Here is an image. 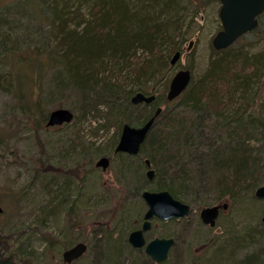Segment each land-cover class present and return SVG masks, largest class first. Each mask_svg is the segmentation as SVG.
<instances>
[{
  "label": "rangeland",
  "instance_id": "1",
  "mask_svg": "<svg viewBox=\"0 0 264 264\" xmlns=\"http://www.w3.org/2000/svg\"><path fill=\"white\" fill-rule=\"evenodd\" d=\"M128 1L135 7L139 0ZM12 3L19 0H0V11L4 6L12 10ZM70 5L71 11L79 6ZM177 6L175 18L182 23L177 45L182 52L154 86L159 100L166 96L164 85L168 86L177 70L189 69L195 78L202 75L220 26L218 0L206 1L199 9L187 1ZM3 18L0 33L8 35L0 36L5 45L0 51V262L62 264L61 253L81 241L86 251L73 264H154L142 249L127 243L128 234L140 226L146 211L140 197L143 189L133 191L141 182V170L145 177L146 169L137 156H112L123 124L120 115L105 106L82 114L75 95L59 86L58 69H45L40 85L45 94L35 82L14 92L12 64L21 65V56L33 55L31 47L39 37L32 22L20 16L6 18L8 22ZM250 45L251 53H264V40ZM111 69L109 75L118 77V69ZM260 90L262 101L264 87ZM124 104L120 100L119 105ZM61 108L73 114V122L39 126L43 113ZM252 144L264 153L263 140H252ZM101 157L109 159L105 171L95 167ZM242 197L241 201L225 198L214 203H227L228 208L221 211L213 228L199 219L204 206H191L187 218L153 220L145 239L174 238L164 264H264V199H255L254 194L251 198L248 192Z\"/></svg>",
  "mask_w": 264,
  "mask_h": 264
},
{
  "label": "trees",
  "instance_id": "2",
  "mask_svg": "<svg viewBox=\"0 0 264 264\" xmlns=\"http://www.w3.org/2000/svg\"><path fill=\"white\" fill-rule=\"evenodd\" d=\"M85 1L19 0L12 10L1 8L2 20L20 16L32 22L40 40L31 47L33 55L21 56V65L12 64L14 92L35 82L45 94L41 78L53 68L62 72L59 86L75 95L84 115L105 106L123 124L140 126L163 104L137 155L141 168L144 159L150 161L153 181L148 183L141 170L133 191H168L190 207L225 198L241 201L244 192L253 198L254 190L264 185V153L252 144L264 141V53L247 47L264 40V13L257 27L231 46L212 48L202 75L192 77L185 91L167 102L166 96L159 100L154 86L162 82L160 74L168 71L172 55L182 52L177 5L187 1L199 9L210 0H139L135 7L128 0ZM75 2L79 6L73 12L69 6ZM4 48L0 41V51ZM113 67L118 77L109 75ZM139 91L155 100L132 105L130 98ZM47 116L41 115L40 127Z\"/></svg>",
  "mask_w": 264,
  "mask_h": 264
},
{
  "label": "water",
  "instance_id": "3",
  "mask_svg": "<svg viewBox=\"0 0 264 264\" xmlns=\"http://www.w3.org/2000/svg\"><path fill=\"white\" fill-rule=\"evenodd\" d=\"M220 8L218 18L220 30L212 38L211 45L214 50L219 51L228 48L235 43L241 36L252 31L258 25V19L264 13V0H218ZM191 42L189 43V45ZM181 53L175 52L170 58L169 65L173 67ZM192 79V75L187 69L177 70L169 81L166 92V100L171 102L182 94ZM155 100V95H146L141 92L134 93L130 98L132 105L150 104ZM161 112V107H157L153 115L140 126H121L118 141L113 149V155L126 154L137 156L140 152L148 132L150 131L155 119ZM73 120V114L67 109H55L48 113L46 127L61 126L69 124ZM146 168L145 177L149 183L153 181L155 172L148 159L143 160ZM109 159L101 157L95 163V167L105 171L108 168ZM255 199H264V185L254 190ZM140 197L146 204V211L143 216V225L140 230L129 234L128 241L134 248L144 245L142 232L149 229L150 220L156 217L162 221L181 220L187 218L191 209L188 204L175 199L168 191L143 190ZM227 203L206 206L199 210V219L202 224L213 228L221 211L227 209ZM1 211V209H0ZM264 223V215L261 217ZM171 238H155L145 246V254L155 263L165 261L168 251L173 245ZM86 251L85 243H77L67 249L63 254V261L70 263L78 259Z\"/></svg>",
  "mask_w": 264,
  "mask_h": 264
},
{
  "label": "flooded vegetation",
  "instance_id": "4",
  "mask_svg": "<svg viewBox=\"0 0 264 264\" xmlns=\"http://www.w3.org/2000/svg\"><path fill=\"white\" fill-rule=\"evenodd\" d=\"M145 205H146V204H145ZM146 209H147V208H146ZM144 214H145V212H144ZM144 214H143V216H144ZM143 216H142V221H141L140 226H139L137 229L132 230L131 232H133V231H137V230H140V229H141V227H142V225H143V221H144ZM153 220H157V221H160V222L176 221V220L162 221V220H160V219H158V218H156V217H153V218L150 220L149 229H147V230H145V231L142 232V237H143V240H144V245H143L142 247H140V248H134V247L129 243V241H128V237H129V234H130L131 232L128 234V237H127V243H129V245H130L132 248H134V249H142L143 254H144L145 256H147V255L145 254V246H146V244H147L148 242H150L151 240H153V239H155V238H164V237H155V238H153V239H151V240H149V241H146V239H145V233H147V232L151 229L152 221H153ZM165 238H166V237H165ZM168 238H170V237H168ZM173 239H174V238H173ZM77 243H84V242H81V241H80V242H76V243H74L73 245H71L70 247H68L67 249L73 247V246L76 245ZM174 243H175V240H174ZM174 243H173V245H174ZM173 245H172V246H173ZM172 246H171L170 249H172ZM67 249H65V250L61 253V262H62V264H73L74 262H76L77 260H79V259L82 257V256H80L78 259L73 260V261L70 262V263H66V262H64V261H63V258H62V254H63ZM170 249H169V251H170ZM169 251H168L167 259H166L165 261H162V262H159V263H155V262H153L148 256H147V257H148L149 260H150L151 262H153L154 264H164V263L168 260V258H169Z\"/></svg>",
  "mask_w": 264,
  "mask_h": 264
},
{
  "label": "bare ground",
  "instance_id": "5",
  "mask_svg": "<svg viewBox=\"0 0 264 264\" xmlns=\"http://www.w3.org/2000/svg\"><path fill=\"white\" fill-rule=\"evenodd\" d=\"M187 70H189V69H187ZM190 71V70H189ZM190 73H191V75H192V72L190 71ZM192 77H193V75H192ZM172 78V77H171ZM169 84V83H168ZM140 92V91H139ZM137 93V92H136ZM141 93H143V92H141ZM143 94H145V93H143ZM167 101V100H166ZM168 102V101H167Z\"/></svg>",
  "mask_w": 264,
  "mask_h": 264
}]
</instances>
